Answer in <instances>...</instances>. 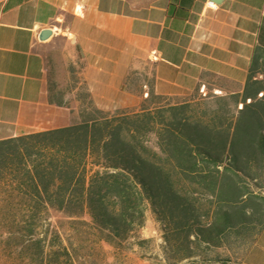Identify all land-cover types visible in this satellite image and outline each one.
<instances>
[{
	"label": "trees",
	"instance_id": "trees-1",
	"mask_svg": "<svg viewBox=\"0 0 264 264\" xmlns=\"http://www.w3.org/2000/svg\"><path fill=\"white\" fill-rule=\"evenodd\" d=\"M48 88L51 102L71 108ZM87 97L69 127L0 140V197L9 206L0 227L13 231L1 249L20 264H90L105 245L125 251L151 212L168 260L232 262L208 256L235 250L234 237L264 223V117L237 116L215 94L172 103L152 90L155 108L133 114ZM52 212L69 220L76 241L39 235Z\"/></svg>",
	"mask_w": 264,
	"mask_h": 264
},
{
	"label": "crops",
	"instance_id": "crops-1",
	"mask_svg": "<svg viewBox=\"0 0 264 264\" xmlns=\"http://www.w3.org/2000/svg\"><path fill=\"white\" fill-rule=\"evenodd\" d=\"M45 30L53 35L42 40ZM60 36L84 55L98 107L132 96L131 71L151 68L154 94L166 100L208 89L237 116L264 117V0H0V140L79 120L78 110L50 101ZM233 241H264V223ZM258 249L248 264H264Z\"/></svg>",
	"mask_w": 264,
	"mask_h": 264
},
{
	"label": "rangeland",
	"instance_id": "rangeland-1",
	"mask_svg": "<svg viewBox=\"0 0 264 264\" xmlns=\"http://www.w3.org/2000/svg\"><path fill=\"white\" fill-rule=\"evenodd\" d=\"M87 61L82 55L80 49L71 43L66 37L60 36L56 39V43L49 59L48 85L54 84L55 95L63 98L66 104L75 111H80L82 106L89 102L88 94H91L86 82ZM127 89L132 96L124 97V100L107 102L98 104L101 109L116 114L118 112L138 113L144 108L153 109L156 106L152 100L147 101L149 94L153 90V76L151 68L146 70L134 69L131 71L127 80ZM205 90V91H204ZM201 90L197 97H206L204 95L212 94L208 89ZM168 101V100H167ZM175 103L174 100H169ZM178 102V101H176ZM99 107V108H100ZM257 189V187H255ZM264 193V188L260 190ZM9 206L3 203L0 197V210L8 209ZM88 221V218H85ZM51 225V226H50ZM46 229L50 232L59 231L61 236L66 239L73 238L76 241V233L69 225V220L62 214L52 212L50 221L44 223L43 227L37 231L42 235ZM82 236L78 238L80 241H86L84 233L88 231L81 229ZM13 231L0 227V241H12ZM146 240V248L142 249L136 245L137 241ZM130 245L126 246L125 251H116L114 248L105 245L104 251L96 252L92 258L88 260L90 264H223L218 262H204L198 260L175 261L168 260L164 255L162 246L165 245L163 238L162 225L156 220L155 216L149 212L147 222L131 240ZM259 246L264 247V241H255L247 243V241H239L235 244V250L228 251L226 249L214 250L208 257H230L232 262L228 264H248L251 262L254 254L259 250ZM0 264H20L16 262L15 256L11 251H4L0 246Z\"/></svg>",
	"mask_w": 264,
	"mask_h": 264
},
{
	"label": "water",
	"instance_id": "water-1",
	"mask_svg": "<svg viewBox=\"0 0 264 264\" xmlns=\"http://www.w3.org/2000/svg\"><path fill=\"white\" fill-rule=\"evenodd\" d=\"M53 35L51 30H45L42 32L41 34V39L42 40H47L48 38H50Z\"/></svg>",
	"mask_w": 264,
	"mask_h": 264
}]
</instances>
